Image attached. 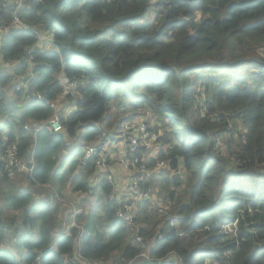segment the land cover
<instances>
[{
    "label": "trees",
    "instance_id": "obj_1",
    "mask_svg": "<svg viewBox=\"0 0 264 264\" xmlns=\"http://www.w3.org/2000/svg\"><path fill=\"white\" fill-rule=\"evenodd\" d=\"M15 6L0 0V27L13 17L28 27H9L0 38V154L16 142L18 156L32 157L35 167L16 186L0 161V264L38 254L41 264H67L79 229L63 235L70 217L62 228L52 184L94 196L77 220L80 254L89 260L124 264L142 249L137 234L143 243L160 234L148 251L157 264H178L166 256L170 251L180 264H264V0H23ZM29 28L41 29L56 49L36 46ZM60 72L78 84L80 99L71 111L61 110L60 133H34L62 91ZM17 79L24 88L13 90ZM110 104L117 110L108 113ZM123 114L140 115L160 133L157 160L168 164L147 181L169 203L166 216L153 219L150 212L160 207L141 202L135 236L115 216L111 184L97 178L92 162L78 168L83 145L59 157L85 125L106 121L105 131H84L83 144H93ZM238 127L242 138L235 136ZM148 151L141 148L136 157ZM146 160L148 168L156 162ZM225 225L233 231L224 232Z\"/></svg>",
    "mask_w": 264,
    "mask_h": 264
},
{
    "label": "built area",
    "instance_id": "obj_2",
    "mask_svg": "<svg viewBox=\"0 0 264 264\" xmlns=\"http://www.w3.org/2000/svg\"><path fill=\"white\" fill-rule=\"evenodd\" d=\"M15 11L23 7V0H15ZM21 26L28 28L25 24H22L17 17H13L12 23L9 27ZM8 26L0 27V38L9 30ZM36 35L38 46L42 49H56L55 45L50 39H47L41 29L29 28ZM37 46V45H36ZM59 85L62 91L58 98L49 102V106L53 109L52 114L45 120L40 121L36 125H33L34 133L42 128H48L53 133H60L63 129L61 120L62 114L60 112V106L62 103L72 104L80 99V95L77 92L78 84L71 81L63 72H60L57 76ZM24 88V82L21 80L14 84V90ZM40 97V94H37ZM71 99L73 102H68ZM122 116H124L122 118ZM116 121V120H115ZM103 124L105 131V123ZM98 123V124H100ZM31 126L25 124L24 128L29 129ZM154 127L143 119V117H133L129 114L121 115L118 120L108 128L101 138H99L93 144H87L81 147L79 151V164L78 168H86L89 162H92L95 169V175L97 178L105 179L111 184V190L108 194L110 201L115 200L119 204L115 209V216L122 220L126 227L130 229L135 225V217L137 208L141 202H154L153 191L145 183L155 173L168 169L167 161L157 160V153L159 146L157 140L160 133L154 131ZM144 148L149 150L147 153L143 152L141 158L136 156L139 150ZM152 152L153 156L149 155ZM156 158V162L151 168L146 167L143 162L146 158ZM0 161L4 165L6 175L8 177H16L20 175L31 177L34 170V162L31 157L29 161H24L18 156L17 143H10L4 152L0 154ZM147 161V160H146ZM111 166H114L111 169ZM60 201L61 199L57 197ZM83 214L81 207L75 206L69 211V225L64 232V235L69 234L71 227L79 229V234L76 239L73 251L66 256L67 264H109L98 261H92L80 254V241L83 233V228L77 222V219ZM176 216L170 217V225H173V221ZM235 224V222H234ZM227 225L223 226L226 230ZM161 235L157 234L147 239L143 243V239L140 235H136L135 240L141 244L142 249L140 253L134 258L128 260L124 264H132L136 260L153 259L150 257L148 251L155 245V241L161 239ZM167 257H173L176 262L180 264V260L177 258L174 252L170 251L166 254ZM207 261V260H206ZM21 264H41L40 255H37L30 262H22Z\"/></svg>",
    "mask_w": 264,
    "mask_h": 264
},
{
    "label": "rangeland",
    "instance_id": "obj_3",
    "mask_svg": "<svg viewBox=\"0 0 264 264\" xmlns=\"http://www.w3.org/2000/svg\"><path fill=\"white\" fill-rule=\"evenodd\" d=\"M152 12V11H151ZM153 13V12H152ZM151 13V17H153ZM11 89V87L8 88V91ZM13 89H14V85H13ZM68 102H73L71 99H68ZM61 108V107H60ZM62 109H60V112H61ZM117 109H115L113 107L112 104H110L107 112H111V111H115ZM63 112V110H62ZM64 113H66L64 111ZM118 118V117H117ZM104 123H106V121H104ZM92 126H96V127H99L100 129L103 127V124H98V123H89L87 125H85L81 130H80V134H79V137L77 138V140L73 141L72 143H69L68 144V150H65V151H61L59 153V157L60 158H63L64 156L66 157V155H68V153H70L74 148V147H80L81 145H85L83 144L82 142V135L84 134V131L86 130V128L88 127H92ZM243 129H240V127L237 128L236 132H235V136L236 138H242L243 137ZM81 139V140H80ZM221 150L223 151V153H225V151L223 150V148L221 147ZM80 156V154H78ZM114 166H111V169H113ZM261 171H264L263 169H260ZM74 174H78L77 171L74 172ZM24 175H20V176H16L14 177L15 178V184L16 186H21L24 184ZM90 180H92V173H91V176H90ZM13 179V178H12ZM264 180V178L262 179ZM19 182V184H18ZM147 186L149 188L152 189V191L154 192L153 193V196L155 198L154 202H151V204L154 206V205H157L156 207H160V210H157L156 211H153V212H150L151 215L153 216V219H163V217L166 216V211L167 209L169 208V203L168 202H164V200L162 199V197L159 195V187L157 186V184H151V183H147ZM72 187L70 185H64L62 188L58 189L55 185H51V190L53 191V194L55 197H59L61 199L60 202V213H63L62 214V228L68 223V219H69V215H68V212L70 210H72V208H74L76 205L78 207H81L83 209V211H87L89 210V207H92L93 206V203H94V198L89 194V193H82V192H74L72 189ZM48 189L45 188L43 192H46ZM38 191V189H37ZM182 189L179 188V189H176V192L177 194L181 193ZM42 194L43 192L40 191ZM50 192H46V195H48ZM78 193L79 196L76 194ZM54 198V197H53ZM150 203V202H149ZM61 217V216H60ZM80 220H81V217H80ZM142 225V223L140 221H137L136 218H135V225L132 227V230L133 233H134V236L136 235V232L138 230V228ZM233 229L232 227H228L226 228L225 232L227 233H230L232 232ZM157 264V263H155Z\"/></svg>",
    "mask_w": 264,
    "mask_h": 264
},
{
    "label": "crops",
    "instance_id": "obj_4",
    "mask_svg": "<svg viewBox=\"0 0 264 264\" xmlns=\"http://www.w3.org/2000/svg\"><path fill=\"white\" fill-rule=\"evenodd\" d=\"M20 79V78H19ZM19 79H17V81H15V83L14 84H16L18 81H19ZM13 84V85H14ZM12 89H13V86H12ZM10 92V91H9ZM61 108L60 109H62L63 110V112L65 111V112H69V111H71L72 110V104H65V103H62V105L60 106ZM78 196H79V194L78 193H76ZM91 196H92V194L91 193H89ZM93 198H94V196H92ZM77 206V205H76ZM78 207V206H77Z\"/></svg>",
    "mask_w": 264,
    "mask_h": 264
},
{
    "label": "water",
    "instance_id": "obj_5",
    "mask_svg": "<svg viewBox=\"0 0 264 264\" xmlns=\"http://www.w3.org/2000/svg\"><path fill=\"white\" fill-rule=\"evenodd\" d=\"M36 45L38 46V42L36 43ZM132 264H154V261H152L151 259L144 258L142 260H136Z\"/></svg>",
    "mask_w": 264,
    "mask_h": 264
},
{
    "label": "clouds",
    "instance_id": "obj_6",
    "mask_svg": "<svg viewBox=\"0 0 264 264\" xmlns=\"http://www.w3.org/2000/svg\"><path fill=\"white\" fill-rule=\"evenodd\" d=\"M13 90H14V89H13ZM68 213H69V212H68ZM79 218H80V217H79ZM79 218H78V219H79ZM78 219H77V220H78ZM234 222H235V221H234ZM234 225H235V224H234ZM227 226L230 227L229 225H227ZM232 229H233V228H232ZM222 230L225 232V230L223 229V227H222ZM64 232H65V231H64ZM64 232H63V235H64ZM226 233H227V232H226ZM82 235H83V233H82ZM81 239H82V237H81ZM75 242H76V240H75ZM80 242H81V241H80ZM74 245H75V244H74ZM73 249H74V247H73ZM73 249H72V251H73ZM38 255H40V254H38ZM67 255H68V254H67ZM67 255H66V256H67ZM32 260H33V259H32ZM32 260H31V261H32ZM151 260L154 261V264L156 263L155 260H153V259H151ZM40 261H41V259H40ZM22 262H30V261H22ZM22 262H21V263H22Z\"/></svg>",
    "mask_w": 264,
    "mask_h": 264
}]
</instances>
